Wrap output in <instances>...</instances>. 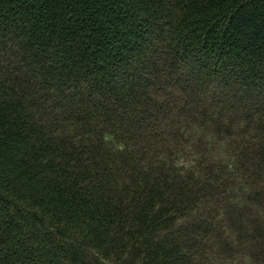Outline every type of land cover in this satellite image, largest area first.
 <instances>
[{
  "label": "trees",
  "instance_id": "1",
  "mask_svg": "<svg viewBox=\"0 0 264 264\" xmlns=\"http://www.w3.org/2000/svg\"><path fill=\"white\" fill-rule=\"evenodd\" d=\"M0 264H264V0H0Z\"/></svg>",
  "mask_w": 264,
  "mask_h": 264
}]
</instances>
